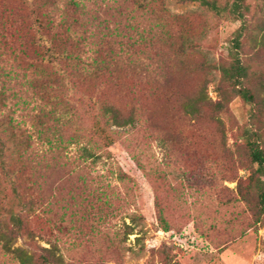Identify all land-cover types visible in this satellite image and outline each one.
Wrapping results in <instances>:
<instances>
[{
	"label": "rangeland",
	"instance_id": "1",
	"mask_svg": "<svg viewBox=\"0 0 264 264\" xmlns=\"http://www.w3.org/2000/svg\"><path fill=\"white\" fill-rule=\"evenodd\" d=\"M64 1L58 5L60 15L65 13ZM134 2L122 0L118 7L108 3V11L99 4L96 12L111 27L132 22L147 32L149 27L156 29L158 18L165 26L164 35L152 32L162 36V54L167 46L171 49L164 56V60L171 57L165 62L170 66L166 73L170 89L155 93L157 135L149 138L120 129L114 130L115 143L110 147L101 143L96 148L86 140L64 143L61 159L66 164L51 170L39 197L42 208L36 214L44 229L37 244H56L67 264H264V216L256 215L257 192L249 181L254 167L239 137L248 106L230 96L225 112L217 115L218 126L207 110L196 121L173 104L178 97L174 93L195 95L203 83L209 99H220L219 75L204 65L229 63L227 48L239 23L212 16L195 3L150 0L144 12H137ZM244 4L249 30L242 42V58L249 86L264 100V45L259 42L264 32V0H244ZM164 8L189 17L188 36L194 50L186 58L174 56L178 27ZM27 9V0H0V94H4L0 111L10 110L14 120L31 133L38 155L47 156L57 144L55 133H48L51 144L45 141L35 115L42 105L51 107L27 86L31 71L18 38L26 29ZM146 98L140 102L152 99ZM82 111H87L86 106ZM81 116L85 135L94 117L91 113ZM261 122L264 130V108ZM85 146L92 150V157L83 155ZM142 186L146 187L143 192ZM144 194L154 198L158 217L144 215ZM132 213L145 219L131 224ZM123 224L133 226L126 239ZM114 235L117 243L112 246ZM17 245L29 243L22 238ZM0 264L17 263L0 255Z\"/></svg>",
	"mask_w": 264,
	"mask_h": 264
},
{
	"label": "trees",
	"instance_id": "2",
	"mask_svg": "<svg viewBox=\"0 0 264 264\" xmlns=\"http://www.w3.org/2000/svg\"><path fill=\"white\" fill-rule=\"evenodd\" d=\"M61 1L27 0L26 29L18 36L31 71L27 86L43 101L46 99L51 107L46 109L45 104L39 107L35 119L42 128L38 133L49 144L48 133H55L52 135L57 141L54 150L51 149L47 156H39L31 133L14 120L10 110L8 113L0 111V255L17 264H67L56 244L42 247L36 240L41 239L44 229L36 214L42 208L39 197L44 194L42 187L50 178L51 170L66 164L61 159L64 143L86 140L96 148L101 143L110 147L115 143L114 130L120 129L142 132L153 138L157 135L154 121L159 110L155 106V93L159 89L169 90L171 86L166 77L170 66L165 64L171 57L164 60L168 51L171 52L170 46L162 54V36L152 33H162L165 29L159 18L154 24L156 29L149 27L147 32L132 22L111 27L107 20L98 16L96 9L104 4L108 11V3L118 7L122 0H65V13L60 15L58 5ZM149 2L135 0L134 9L144 12ZM180 2L195 3L212 16L239 23L227 48L229 63L204 65L219 75L220 99L215 102L209 99L203 83L195 95L174 93L178 97L173 104L176 103L181 114L196 121L207 110L208 118L218 126L221 121L217 115L225 112L230 96L238 97L248 106L246 124L239 137L254 167L249 181L257 192L256 215L264 216V130L261 126L264 100L249 86V72L242 58V42L249 30L248 8L244 0H228L223 4L216 0ZM163 11L178 27L180 39L174 56L186 58L194 50L188 36L189 17L171 14L166 8ZM259 42L264 45V32ZM144 82L149 83L147 87ZM142 98L149 100L140 102ZM5 105L3 101L2 107ZM84 106L88 112L82 111ZM87 113L93 115L94 123L84 135L81 115L87 116ZM161 141L166 142L168 138ZM82 151L87 157L94 155L86 146ZM120 179L123 181L124 177ZM145 190L142 186V192ZM143 211L146 217L160 215L150 194H144ZM129 219L135 224L145 217L132 213ZM123 225L126 239L132 234L133 226ZM22 238L28 241V246L17 245ZM116 239L114 235L112 246L117 243Z\"/></svg>",
	"mask_w": 264,
	"mask_h": 264
}]
</instances>
